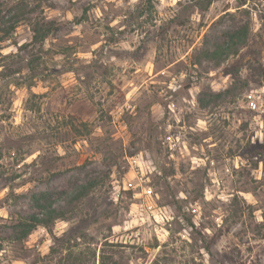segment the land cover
<instances>
[{
	"label": "rangeland",
	"instance_id": "1",
	"mask_svg": "<svg viewBox=\"0 0 264 264\" xmlns=\"http://www.w3.org/2000/svg\"><path fill=\"white\" fill-rule=\"evenodd\" d=\"M239 2L0 0V264H264V0ZM44 190L64 217L16 238Z\"/></svg>",
	"mask_w": 264,
	"mask_h": 264
},
{
	"label": "trees",
	"instance_id": "2",
	"mask_svg": "<svg viewBox=\"0 0 264 264\" xmlns=\"http://www.w3.org/2000/svg\"><path fill=\"white\" fill-rule=\"evenodd\" d=\"M239 5L244 4V0H239ZM52 20L35 22L32 26L33 41H41L49 31L54 29ZM248 25L243 24L238 27H231L223 30L217 37L211 40H203V47L200 50L203 58L214 59L215 57L224 58L231 54H236L238 50L244 46L248 39ZM86 191V186L80 185L74 192L60 191L58 193L66 194L65 202L71 205L79 199ZM54 192L50 190L38 191L31 196L32 207L34 211L26 216L15 225L18 230L15 231L16 238L25 237L37 225L48 227L54 219L64 217L68 206H54L52 204V195Z\"/></svg>",
	"mask_w": 264,
	"mask_h": 264
},
{
	"label": "built area",
	"instance_id": "3",
	"mask_svg": "<svg viewBox=\"0 0 264 264\" xmlns=\"http://www.w3.org/2000/svg\"><path fill=\"white\" fill-rule=\"evenodd\" d=\"M248 107L252 108V109H255V110H258V111H263L264 108L257 105L255 99L253 97H251V95L248 96Z\"/></svg>",
	"mask_w": 264,
	"mask_h": 264
}]
</instances>
